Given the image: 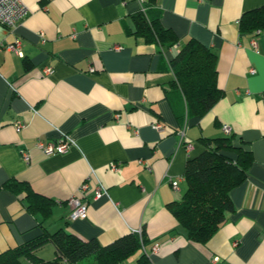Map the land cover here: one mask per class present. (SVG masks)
I'll return each mask as SVG.
<instances>
[{
  "label": "crops",
  "instance_id": "obj_1",
  "mask_svg": "<svg viewBox=\"0 0 264 264\" xmlns=\"http://www.w3.org/2000/svg\"><path fill=\"white\" fill-rule=\"evenodd\" d=\"M21 1L29 14L13 28L0 24V253L44 230L101 245L142 231L152 264H264V30H238L242 13L264 0H155L161 25L177 38L171 46L134 34L140 0ZM16 38L20 54L6 47ZM189 38L215 53L223 91L202 117H187L172 86L170 62ZM224 124L252 162L230 191L233 211L200 245L167 204L181 199L200 139L226 136ZM64 135L71 145L63 153L36 147ZM88 176L87 215L72 220L67 201ZM10 179L52 199L42 227L24 194L3 187ZM141 252L121 264H135ZM37 253L52 259L54 247Z\"/></svg>",
  "mask_w": 264,
  "mask_h": 264
},
{
  "label": "trees",
  "instance_id": "obj_2",
  "mask_svg": "<svg viewBox=\"0 0 264 264\" xmlns=\"http://www.w3.org/2000/svg\"><path fill=\"white\" fill-rule=\"evenodd\" d=\"M264 30V6L242 13L238 21L240 34ZM135 35L148 43L171 46L177 41L164 28L155 9V0H142L135 20ZM174 74V92L185 103L187 117H202L222 97L218 85L216 55L205 45L189 38L170 62ZM180 116V115H179ZM178 117V118H182ZM233 135L202 138V152L186 162V189L179 201L167 204L186 238L205 245L234 207L230 191L242 183L252 162L250 151L233 142ZM3 187L23 193L26 209L42 227L53 205L52 199L34 192L28 183L10 179ZM144 233L130 232L101 245L96 239L84 240L64 229L42 231L37 237L0 253V264H121L128 256L142 250L135 264H152L145 247ZM47 243L54 247V257L43 259L38 249Z\"/></svg>",
  "mask_w": 264,
  "mask_h": 264
},
{
  "label": "built area",
  "instance_id": "obj_3",
  "mask_svg": "<svg viewBox=\"0 0 264 264\" xmlns=\"http://www.w3.org/2000/svg\"><path fill=\"white\" fill-rule=\"evenodd\" d=\"M142 0H140L141 2ZM30 12V9L21 1V0H0V24L8 27L13 28L17 24H19ZM7 49L20 54V41L16 38L12 44L6 46ZM93 70V68H90ZM50 67H44L43 72L44 74L51 73ZM156 127H160L156 124ZM22 128V125L19 123L15 124V130L19 132ZM222 130L226 135H230L231 130L230 127L226 124L222 125ZM71 145V140L67 138L65 135L57 139L53 142H44L40 139L37 140L36 147H38L41 151L45 154H56V153H63L68 150ZM22 156L25 160L29 159V154L27 152H23ZM111 169L115 170L116 165L112 163L110 165ZM91 177L88 176L85 181L80 185L76 195L70 197L67 203L70 206L69 218L79 219L85 218L87 215V202L86 197L87 193L91 190ZM173 188H177L178 179L172 181ZM94 190V197L98 198L104 193V189L99 185H93ZM157 249L156 246L153 247L155 251Z\"/></svg>",
  "mask_w": 264,
  "mask_h": 264
},
{
  "label": "rangeland",
  "instance_id": "obj_4",
  "mask_svg": "<svg viewBox=\"0 0 264 264\" xmlns=\"http://www.w3.org/2000/svg\"><path fill=\"white\" fill-rule=\"evenodd\" d=\"M47 251V253H48V256H52V254H53V250L51 249V246H49L48 248H47V250H45V252ZM49 257V258H50ZM129 260H131V258L129 259ZM125 264V263H124Z\"/></svg>",
  "mask_w": 264,
  "mask_h": 264
}]
</instances>
